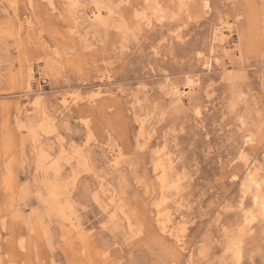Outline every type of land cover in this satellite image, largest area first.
I'll list each match as a JSON object with an SVG mask.
<instances>
[{
  "label": "rangeland",
  "instance_id": "obj_1",
  "mask_svg": "<svg viewBox=\"0 0 264 264\" xmlns=\"http://www.w3.org/2000/svg\"><path fill=\"white\" fill-rule=\"evenodd\" d=\"M0 264H264V0H0Z\"/></svg>",
  "mask_w": 264,
  "mask_h": 264
},
{
  "label": "bare ground",
  "instance_id": "obj_2",
  "mask_svg": "<svg viewBox=\"0 0 264 264\" xmlns=\"http://www.w3.org/2000/svg\"><path fill=\"white\" fill-rule=\"evenodd\" d=\"M60 52V51H59ZM255 180V179H254ZM178 181V180H177ZM256 181V180H255ZM257 182V181H256ZM250 183H252V182H250ZM50 195V194H49Z\"/></svg>",
  "mask_w": 264,
  "mask_h": 264
}]
</instances>
